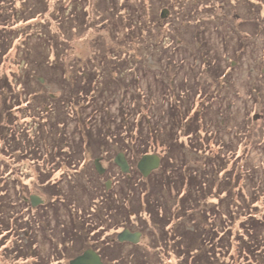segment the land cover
<instances>
[{
	"label": "trees",
	"instance_id": "16d2710c",
	"mask_svg": "<svg viewBox=\"0 0 264 264\" xmlns=\"http://www.w3.org/2000/svg\"><path fill=\"white\" fill-rule=\"evenodd\" d=\"M17 1L22 0H1L0 67L2 59L11 49L13 41L19 35L17 32L22 27L30 28L21 34V41L19 45L17 44L18 50L20 46L23 47L22 52L25 53V57L33 52L28 46L33 37L44 36L46 40H40L47 41L48 47L54 44L52 36L48 35L46 30L34 29L35 24L42 22L45 29L49 30L52 12L51 0H46L50 10H44V5L39 8V5L43 3L42 0H31L27 3L29 7L25 11H20L17 8ZM74 1H65L61 11H58V15H62L59 21L63 20L67 23L72 16V21L76 18L79 19L80 25H85L86 12H81L78 15ZM189 1L193 4L194 0H186V2ZM5 4H7L6 7L3 6ZM102 4L105 5L104 0ZM71 5V11L69 10L71 14H64ZM115 5V0H108L106 7L115 11L113 9ZM10 6L13 7L9 8ZM64 7L67 9L65 10ZM63 11L64 13H62ZM185 13L188 14V17L199 14L192 5L186 8ZM19 16H21V21L15 26H10L9 22L18 19ZM255 27L258 28V25ZM69 28L73 29L74 27ZM129 29V33L131 32L133 37L136 36L134 30L137 27L134 25ZM160 43L161 41L158 43L151 42L143 45V47L152 52H157ZM240 46L241 44L237 48L238 50ZM227 47H229L228 43L225 42L224 48L228 49ZM34 51L38 53L37 50ZM115 53V57L103 56L102 60L108 61L110 59L117 62L119 66L124 65L121 70L125 73L120 72L121 77L125 78L130 73L137 79L144 75L143 73L138 74L137 66L134 71L131 70L134 67H125L126 64L132 63L131 58L133 56L129 54L121 56L118 51ZM167 57L168 62L173 58L172 55H167ZM161 58L160 56L159 59ZM228 58L230 59V57ZM55 61L59 60L55 59ZM233 61L229 63L231 70L234 67ZM236 63L238 62L236 61ZM32 65L40 67L37 61ZM203 65L205 70L212 75L223 73L221 76L222 85L229 86L231 78H228L226 72L220 71L221 67L216 65V59L211 62L206 56ZM179 66H182V63H179ZM51 67L55 73L57 70L64 72V69L59 67V62H52ZM190 72L196 76L193 70H189ZM34 73L30 76V73L27 72L25 74L27 78H23L20 72L7 75L0 74L1 120L5 110L8 111L10 117L11 112L23 111L30 105L29 100L23 103L22 99L34 94V97L42 99L37 94L39 90L31 87L30 84L34 81ZM84 74L86 76L82 78L85 81L81 85H76L77 89L71 84L68 87L66 85L67 89H63L68 97H72L69 99L70 107L73 106L71 104L74 99V104H76L79 101H84L85 97L87 98V106L93 101L96 103L94 100L95 83H93L94 80H91L92 74ZM263 74L264 72L261 73L262 76ZM77 79L75 78L74 81ZM61 80L67 83L66 77H62ZM226 82L229 83L225 84ZM36 83L38 87H43L37 79ZM18 85L21 87L20 89H18ZM148 92L147 98H156V92L153 93L150 89ZM186 93L189 96L196 93L198 95L196 87ZM79 94L84 98L80 100ZM175 95L177 101L183 97L180 93ZM198 97L200 101L204 98L206 101L202 104L201 102L197 103L194 110L190 108L186 111L182 107L177 108V103H171L165 109L164 104L160 103L162 105L161 110L156 111L155 116H151L149 113L141 116L138 113L139 106L134 105L131 100L124 97L118 108L121 123L117 125L111 123L114 120L109 115V110L105 109L107 106L102 109L103 102L99 99L100 105L95 106L94 112L101 113L103 126L93 130L90 123L80 124L79 133H77L78 140H70L64 119L62 123H59V128L51 125L50 121L46 122L45 128L51 140H41L43 136L38 135L41 125L38 126L36 121L29 122L31 127L37 126V130L33 131V134H31L32 131H28L30 127L28 130L23 129L22 132L12 135L9 140H12L15 148L11 151L16 152L17 149H21L16 160H18V169L22 170V174L16 175L14 171L7 170L9 173L6 175L4 172L5 178L1 176L0 246L10 243L8 248L6 246L0 247L2 251H12L13 253H10L14 255V258H32L29 264H66L64 256L68 252L75 251V255L81 253L85 248L90 247L89 241L90 243L94 241L93 248L97 250L105 264L108 260L111 261V264H148L147 254L139 250V247L117 241V235L120 232L115 231L116 235L103 237L106 230L118 229L115 224L131 220L133 215L137 218L139 215L147 213L149 218L145 217V221L140 223H144V225L153 224L157 229L158 235L157 238H154L152 247L155 246L158 249L162 261L163 258L167 259L166 257L169 255L170 257L181 258L178 264H225L220 259L233 255V264H241L239 263L241 258L246 261V264H264V214L251 212L254 209L258 212L259 202L262 203L261 200L264 199L263 165L261 168L255 166L249 168L248 156L243 163L236 165L235 162L238 157L231 161V156L228 157L227 153L223 151L225 143L220 141L213 152L208 150L209 156L203 158L201 163L192 165V167L187 166L189 168L188 176L187 173L184 175L185 178L187 177L186 181L175 180L176 184H180L175 190H181L178 193L183 197V202L178 208L167 202L164 192L165 183L167 188L171 189V176L168 175L167 180H164L166 172L163 170L162 172L154 171L152 175L144 178L136 169V164L143 155L156 154L159 149L162 152L160 157H162L163 162L160 167L163 166L166 171L172 172L176 169V161L180 160V157L182 162L186 161L184 159L186 158L184 156L186 149L197 147L200 140H210V136L205 133V130L208 127V115L213 111V102L211 103V97H203L202 95ZM40 102V105H45L44 102ZM187 106L186 103L185 107L187 108ZM97 107L98 109H96ZM37 109L38 107H33L30 112H33L34 115L32 116L29 112L27 117L32 119L40 117L39 113L35 114ZM43 111L47 113L45 108ZM132 117L134 119L128 122ZM122 119H124L123 122ZM162 121L163 124L161 125ZM47 123L50 127L47 126ZM41 141L49 143L51 147L49 152H40V149L42 150ZM58 143L60 145L56 147ZM37 148H39L38 152ZM114 149L123 151L129 156L133 166L132 175L129 177L112 166L110 171L116 173V177L112 189L110 192H106V187L99 181V177L95 179L94 167L85 165L87 162L85 157L89 153L92 158L105 157L110 160V164H113L112 159L115 155L112 152ZM111 156L113 157L111 158ZM26 159L35 161V168L27 167L24 162ZM85 171L87 172L85 173ZM86 178L93 183L91 187L85 183ZM255 178L257 181H254ZM206 183H209L210 187ZM35 185L41 186L43 192L50 198L48 204L43 209L41 208L38 213V221L35 216L36 210L29 203H25V197L30 195V187ZM161 186L162 188H160ZM248 187L252 189L249 190ZM12 191H15V194L11 195ZM239 199H241L242 204L237 206ZM93 206L96 210L94 209L92 213L90 209H93ZM201 206L206 208L207 212H198ZM52 220L55 221L54 226H51ZM41 222H45L46 225L42 226ZM186 223H191V227H187ZM127 225L129 224H126L125 227L130 231L134 228L133 225ZM137 228L139 232H143V227L137 226ZM25 232H28L29 235L22 237ZM11 233L13 238L14 234L18 235L21 244L18 243L17 245L13 239H11L12 242L10 240L9 243L3 244L5 238H8ZM39 238L42 240L41 244H46L47 239L51 242L48 256L45 258L46 262L38 256L39 250L35 247ZM128 245L131 247L127 248ZM2 251L0 250L3 255ZM169 263L171 262L167 260L163 264Z\"/></svg>",
	"mask_w": 264,
	"mask_h": 264
},
{
	"label": "rangeland",
	"instance_id": "374dc122",
	"mask_svg": "<svg viewBox=\"0 0 264 264\" xmlns=\"http://www.w3.org/2000/svg\"><path fill=\"white\" fill-rule=\"evenodd\" d=\"M24 1L16 2V6L20 11H25L29 7L27 3L31 0H27L25 3ZM42 1L44 4L39 5V8L44 5V10H50L46 0ZM65 1L51 0L50 31L45 29L42 22L34 25V29L46 30L45 32L52 36V40H54L52 46L48 47L47 41L40 40H46L44 36L33 37L28 43L33 52L25 57V53L22 52L23 47L20 46L18 50L17 46L21 41V34L30 28L22 27L17 32L19 35L13 41L11 49L2 59L1 75L20 72L23 78H27V75L25 76L27 72L30 73V76L35 72L34 81L30 84L31 87L39 90L37 94L42 99L34 97L35 94L22 99L23 103L29 100L30 105H27V108L20 112H11L10 117L8 111L5 110L2 120L0 117V180L3 177L5 178L4 172L6 175L9 173L8 171H14L16 175L22 174V170L18 169V160H16L21 149H17L16 152L11 151L15 146L9 138L15 133L22 132L23 129L28 130L32 126L29 122L36 121L38 126L41 125L38 133L39 136H43L41 140H51L45 128L46 122L50 121L51 125L59 128V123H62L64 119L67 131L70 134V140H78L77 133H79L78 127L80 124L90 123L93 130L103 124L101 113L94 112L95 106L100 105L99 99L103 102L102 109L107 106L105 109L109 110V115L114 120L111 123L115 125L121 123L118 108L124 97L131 100L134 105L139 106L138 113L141 116L147 113L155 116L156 111L161 110L162 105L160 103L164 104L165 109L171 103H177V108L182 107L186 111L190 108L194 110L197 103L201 102L202 104L206 101V98L200 101L198 96L211 97L213 111L208 115V127L205 130V133L209 134L210 140H200L197 147L186 149V154H184L186 161L182 162L180 157V160L176 161L177 165L174 171H166L163 166L155 171L162 172L164 170L166 172L164 180H167L168 175L171 176V189H168L165 183L164 192L167 202L175 208L180 207L183 202V197L179 195L181 190H175L180 185L176 184L175 180L186 181L187 177L185 178L184 175L187 173L188 176L189 168L187 166L192 167V165L195 166L201 163L203 158L209 156L208 150L213 152L220 141L225 143L223 151L227 153L228 157L231 156V161L238 157L235 162L236 165L243 163L248 156L249 168L250 166L257 168L264 166V74L261 75L264 72V0H194L193 4L191 1L186 2V0H115L116 5L113 6L114 8L112 7L115 11H111L110 7H106L108 0H104L105 5L102 4L103 0H75V10L78 15L81 12H86L85 25H80L79 19L76 18L72 21V16L67 23L63 20L59 21L62 15H58V11H61L60 9ZM191 5L197 9L199 14L188 17L185 10ZM3 6L6 7L7 4ZM11 7L13 6L9 8ZM71 8L72 5L69 9L65 8L67 10L62 13L70 15L69 10ZM166 8L169 9L170 13L166 19H161L160 13ZM19 21H21V16L14 21L11 20L9 25L15 26ZM134 25L137 29L134 30L136 36L133 37L131 32L129 33V28ZM255 25H258V28ZM69 27L74 28L70 29ZM200 31L203 33L201 34ZM158 41H161V43L157 52H152L150 49L143 47L145 44L158 43ZM225 42L228 43V49L224 48ZM239 43L241 46L238 50ZM34 50H37L38 53H35ZM116 51L121 56H126V54L133 56L131 58L132 63L126 64L125 67H134L131 69L134 71L137 66L138 74H144L137 78L139 80L135 79L133 74L130 73L125 78L121 77L120 72H122L121 69L124 65L119 66L117 62L110 59L108 61L102 60L103 56L115 57ZM166 54L172 55L173 58L170 62L167 61ZM160 56L161 59H159ZM206 56L211 62L216 59V65L221 67L220 71L228 74V78H231L229 86L222 85L221 76L223 73L212 75L205 70L203 60ZM55 59L59 61H55ZM232 60L235 64L231 70L229 63ZM35 61L40 64V67L32 65ZM52 62H59V67H62L64 72L62 73L61 70H57L56 73L53 72ZM179 63H182V66H179ZM189 70H193L196 76L192 75V72L189 73ZM84 73L92 74L91 80H94L93 83H95L96 94L94 100L96 103L93 101L92 104L87 106V98L85 97L84 101L78 100L79 103L76 104H74V99L71 104L73 106L70 107L69 99L72 97H68L63 89H67L66 85L68 87L70 84L72 87L75 86L74 88H76V85H81L85 81L82 78L86 76ZM62 77L67 78V83L61 80ZM35 78L43 85L42 88L37 86ZM75 78L78 79L74 81ZM195 87L198 95L196 93L195 96H189L186 92ZM20 88L18 85V89ZM148 89L152 90L153 93L156 92V98H147ZM100 91L103 92L100 94ZM176 93L183 95L179 101H177ZM96 95L98 97L101 95V97L98 98ZM79 97L80 100L84 98L80 94ZM165 97L167 98L165 99ZM40 101L44 102L45 105H40ZM186 103L188 104L187 108L185 107ZM33 107H38L35 114L39 113L40 117L35 119L27 117ZM1 108L0 104V113ZM43 108L47 113H44ZM99 109L101 108L99 107ZM30 113L32 116L34 115L33 112ZM256 114L261 117L254 121L252 119ZM130 119L128 122H131L134 117ZM209 120L211 121L209 122ZM36 130L37 126H33L28 131H32L31 134H33V131ZM59 145L60 143L56 144V147ZM41 148L40 152L43 153L49 152L51 149L49 143L45 141H41ZM38 150L39 148H37V152ZM160 151L159 149L156 151L159 156L162 155ZM117 152L118 150L114 149L112 153L116 155ZM85 158H87V162L92 164L91 154L87 153ZM24 162L27 167L35 168V161L26 159ZM103 165L107 168L110 165V160H103ZM110 173L114 181L116 173ZM102 179L105 182L109 178L105 175ZM246 181H249V179H246ZM254 181H257V178ZM85 183L90 187L93 185L87 178ZM207 184L210 187V184ZM37 186L30 187L29 194L39 195L45 201L48 200L42 187ZM248 189L252 188L248 187ZM13 194H15V191H12L11 195ZM261 201L263 204L259 202L258 212L256 209L251 210L253 214H264V199ZM241 204V199H239L236 205ZM94 209L93 206L90 212L93 213ZM202 211L207 212V209L201 206L198 212ZM145 217L149 218V214L145 213L137 218L133 215L130 218L131 220L115 224L118 229L106 230L103 237L114 236L116 232H122L127 229L126 224H129L127 226H134L132 231H138L137 226L143 227L141 240L136 246L147 254L148 264H163L167 260L171 262L169 264L180 263L181 258L170 257L169 255L166 257L167 259L163 258L162 261L158 249L155 246L152 247V243L155 241L154 238H157L158 235L157 229L150 223L147 225L141 224V221H145ZM237 219H240V217H237ZM78 221L80 222V220ZM186 224L187 227H191V223ZM204 225L207 226L205 223ZM12 236L11 233L8 238H5L3 244L9 243L11 239L17 245L18 243L21 244L18 235L14 234V238ZM24 236L25 233L22 237ZM9 244L0 247H7ZM130 247L127 246V248ZM0 250L2 251L1 248ZM2 252L3 255L0 252V264H29L32 261V258L26 259L27 257L14 258V255H11L13 252L10 251V253L9 250ZM74 256L75 251L68 252L64 256L65 263L68 264V261L73 259ZM220 260L225 264H229V262L233 264L234 261L233 255L232 257L227 256V258L222 257ZM110 262L108 260L106 264H111ZM239 263L246 264V261L241 258Z\"/></svg>",
	"mask_w": 264,
	"mask_h": 264
},
{
	"label": "water",
	"instance_id": "95a60500",
	"mask_svg": "<svg viewBox=\"0 0 264 264\" xmlns=\"http://www.w3.org/2000/svg\"><path fill=\"white\" fill-rule=\"evenodd\" d=\"M169 9H163L160 13L161 19H166L169 15ZM235 64V63H234ZM233 64V66H234ZM261 116L256 114L253 116V120L257 121ZM101 159H96L94 162L95 168L99 175H103L106 172V169L100 163ZM115 165H117L123 174H130V166L126 159V156L123 152H120L116 155L114 159ZM161 166V158L157 154H146L143 155L137 163V169L140 174L147 178L151 175L152 172L158 170ZM111 186L110 182L107 183V188L109 189ZM30 201L33 207H36L40 204H43V201L38 196H31ZM141 238V233L139 232H131L126 229L117 235V241L120 243L128 242L132 244H138ZM70 264H104L100 255L92 250H86L83 254L78 257L72 259Z\"/></svg>",
	"mask_w": 264,
	"mask_h": 264
},
{
	"label": "flooded vegetation",
	"instance_id": "af4514ba",
	"mask_svg": "<svg viewBox=\"0 0 264 264\" xmlns=\"http://www.w3.org/2000/svg\"><path fill=\"white\" fill-rule=\"evenodd\" d=\"M120 152H122V151H118L117 153H116V155L118 154V153H120ZM124 154H125V156H126V159H127V161H128V163H129V166H130V174H131V170H132V164H131V162H130V158H129V156L125 153V152H123ZM116 155H115V157H116ZM115 157L112 159V163L113 164H110L107 168L106 167H104V165H103V160H106L107 158H105V157H94V158H92L93 159V162H92V164L91 163H89V162H86L85 163V165L86 166H88V165H90V166H93L94 167V173L96 174V178H98L99 177V181H101V183H103L104 185H105V187H106V192H110V190L112 189V187H113V180H112V177H111V171H110V168H112V166H115L116 168H117V170H119L120 172H121V170H120V168L117 166V165H115V163H114V159H115ZM96 159H101L100 160V163L102 164V166L106 169V172H105V174H103V175H99L98 174V172H97V170H96V168H95V165H94V162H95V160ZM161 164H162V161H161ZM136 169H137V164H136ZM108 170V171H107ZM138 170V169H137ZM87 172V171H86ZM85 172V173H86ZM139 172V171H138ZM109 173H110V176H109ZM122 173V172H121ZM154 172H152L151 173V175L153 174ZM130 174L129 175H127V176H129L130 177ZM139 174H140V172H139ZM108 176V180L107 181H105V182H103L104 180L102 179L104 176ZM132 175V174H131ZM141 175V174H140ZM88 176H90V175H88ZM142 176V175H141ZM100 177H101V179H100ZM143 177V176H142ZM86 180V179H85ZM108 182H110V184H111V186H110V188L108 189L107 188V183ZM31 196H33L32 194H30V195H28V196H26L25 197V203H29V205L34 209V210H36V220L38 221V218H39V215H38V213L41 211V208L43 209V207H45L47 204H48V202L50 201V198L47 196V198H48V200H44L41 196H39V195H34V196H38L40 199H41V201H43V204H40V205H38V206H36V207H33L32 206V204H31V201H30V197ZM41 224H42V226H44V225H46V223L45 222H41ZM50 224V223H49ZM55 225V221H51V226H54ZM37 226H39L38 224H37ZM128 229V228H127ZM124 230H126V229H124ZM123 230V231H124ZM128 230H130V229H128ZM131 232H133V233H135V232H139V231H132L131 230ZM121 233V232H120ZM139 233H141V232H139ZM29 234H28V232H25V236H28ZM40 237V236H39ZM141 237H142V233H141ZM140 240H141V238H140ZM41 242H42V240H40V238L38 239V243H36L35 245V247H37L38 248V250H39V257H41L42 258V260H44V262H46V256H48V253H49V250H50V247H51V242H50V240L49 239H47V242H46V244H41ZM140 242V241H139ZM124 243H128V242H124ZM95 244V242L93 241V243H89V246L90 247H88V248H85L81 253H78V254H76L75 256H74V258H76V257H78L79 255H81V254H83L86 250H89V249H92V250H94V251H96L97 252V250L95 249V248H93V245ZM130 244H132V243H130ZM139 244V243H138ZM138 244H132V245H138ZM92 245V246H91ZM45 246H46V249H45ZM95 246H97V245H95ZM40 248V249H39ZM98 253V252H97ZM101 257V256H100ZM73 258V259H74ZM102 259V258H101ZM72 260V259H71ZM70 260V261H71ZM37 261V260H36ZM39 261V260H38ZM70 261H68V264H70ZM103 261V260H102ZM39 262H41V261H39ZM104 263V262H103ZM105 264V263H104Z\"/></svg>",
	"mask_w": 264,
	"mask_h": 264
}]
</instances>
